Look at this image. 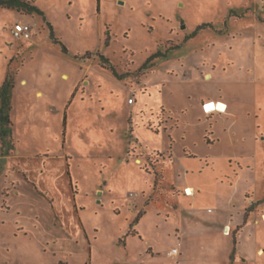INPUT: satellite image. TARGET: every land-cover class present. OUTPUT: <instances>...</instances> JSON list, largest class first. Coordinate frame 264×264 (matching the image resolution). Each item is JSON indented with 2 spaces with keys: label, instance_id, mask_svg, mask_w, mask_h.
<instances>
[{
  "label": "rangeland",
  "instance_id": "374dc122",
  "mask_svg": "<svg viewBox=\"0 0 264 264\" xmlns=\"http://www.w3.org/2000/svg\"><path fill=\"white\" fill-rule=\"evenodd\" d=\"M20 2L0 264H264V0ZM244 191L239 243L216 230Z\"/></svg>",
  "mask_w": 264,
  "mask_h": 264
},
{
  "label": "crops",
  "instance_id": "0c3cea01",
  "mask_svg": "<svg viewBox=\"0 0 264 264\" xmlns=\"http://www.w3.org/2000/svg\"><path fill=\"white\" fill-rule=\"evenodd\" d=\"M217 101H220V102H223L225 105H227V102L223 99H214V98H209L208 100L205 101L206 102H214L216 103ZM202 107H200L199 111L201 112V114H205L207 115V112L205 111L204 107H203V103L201 104ZM215 112V110L211 111V112H208L210 115L211 113ZM224 112V111H223ZM214 140L212 142H208V143H211L213 144ZM186 155V154H185ZM174 156V154H173ZM188 156V155H187ZM189 157H198V154H195V156H189ZM243 157H241L242 159ZM235 159H238L241 163V159L239 157H236ZM231 160V159H230ZM229 160V162H230ZM243 167H245L243 165ZM245 169V168H244ZM244 169H240V171H244ZM220 178V177H219ZM236 179V178H235ZM233 182V181H232ZM231 182V183H232ZM224 183V182H223ZM196 188V187H195ZM249 189V188H248ZM255 189V187L253 188ZM197 190V189H196ZM256 190V189H255ZM255 194L256 196H258L257 194V190L255 191ZM244 196H245V191H244V195H243V200H242V204H240V206H238V213L236 214V206L237 205H231L230 207V210L228 212V214L226 215V217L222 220H220L218 223H217V232L220 233V234H223L225 236H231L234 234V238L236 239V241H238L240 243V235H243L246 231V229L248 228L249 226V223L251 222L252 219H247L246 216H247V207L245 205V202H244ZM236 209V210H235ZM256 223H258L259 219H253ZM228 227H230L229 229V233L227 234L226 231L228 230ZM253 234L255 235H259V232L257 230H254L253 231ZM181 239V238H179ZM180 241V250L181 252L178 254H180L177 258L178 262H180L181 260L184 259L185 257V253H186V249L184 247V244ZM177 245V244H176ZM176 245H173V246H176ZM262 248L258 249V251H262L261 250Z\"/></svg>",
  "mask_w": 264,
  "mask_h": 264
},
{
  "label": "trees",
  "instance_id": "16d2710c",
  "mask_svg": "<svg viewBox=\"0 0 264 264\" xmlns=\"http://www.w3.org/2000/svg\"><path fill=\"white\" fill-rule=\"evenodd\" d=\"M22 4V6L28 8L31 11L34 10H39L34 5H31L26 2H20V0H0V5H8L10 7H22L19 5ZM106 63H109L110 65L111 62L107 58H103ZM150 61V60H149ZM146 67V66H143ZM13 82L9 79L5 80L3 83L2 87L0 88V95H1V106H0V121H1V137L2 139L7 135V128L5 127L9 122H10V115L9 111L11 108V98H12V89H13Z\"/></svg>",
  "mask_w": 264,
  "mask_h": 264
},
{
  "label": "built area",
  "instance_id": "2783aa9c",
  "mask_svg": "<svg viewBox=\"0 0 264 264\" xmlns=\"http://www.w3.org/2000/svg\"><path fill=\"white\" fill-rule=\"evenodd\" d=\"M13 36L17 39H30L32 37V27L28 23L18 22L14 25L12 29ZM214 102H206L204 104V109L206 112H211L213 110L208 109V105ZM179 252V248H173L169 251L170 255H175Z\"/></svg>",
  "mask_w": 264,
  "mask_h": 264
},
{
  "label": "bare ground",
  "instance_id": "6f19581e",
  "mask_svg": "<svg viewBox=\"0 0 264 264\" xmlns=\"http://www.w3.org/2000/svg\"><path fill=\"white\" fill-rule=\"evenodd\" d=\"M222 105L221 104H219L218 105V107L220 108ZM211 107H212V105H211ZM191 190V193H195V189L192 187V188H190ZM229 229H230V227H228V230L226 231V233L228 234L229 233Z\"/></svg>",
  "mask_w": 264,
  "mask_h": 264
}]
</instances>
